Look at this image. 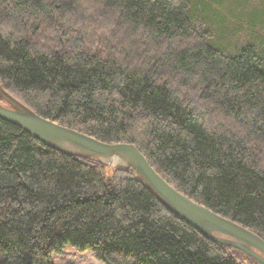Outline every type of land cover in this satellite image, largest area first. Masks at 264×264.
Listing matches in <instances>:
<instances>
[{
  "label": "trees",
  "instance_id": "16d2710c",
  "mask_svg": "<svg viewBox=\"0 0 264 264\" xmlns=\"http://www.w3.org/2000/svg\"><path fill=\"white\" fill-rule=\"evenodd\" d=\"M189 11V0H0V83L46 118L134 143L179 191L264 239L262 58L252 44L209 45ZM66 246L104 264H259L132 173L0 118V264H55Z\"/></svg>",
  "mask_w": 264,
  "mask_h": 264
},
{
  "label": "water",
  "instance_id": "95a60500",
  "mask_svg": "<svg viewBox=\"0 0 264 264\" xmlns=\"http://www.w3.org/2000/svg\"><path fill=\"white\" fill-rule=\"evenodd\" d=\"M0 118L13 123L51 149L130 172L168 210L214 242L238 249L264 264V239L249 228L195 201L163 178L131 142L108 143L46 118L0 83Z\"/></svg>",
  "mask_w": 264,
  "mask_h": 264
},
{
  "label": "rangeland",
  "instance_id": "374dc122",
  "mask_svg": "<svg viewBox=\"0 0 264 264\" xmlns=\"http://www.w3.org/2000/svg\"><path fill=\"white\" fill-rule=\"evenodd\" d=\"M189 1L192 22L209 45L230 54L238 53L246 45H255L264 65V0ZM102 164L114 168L108 163ZM53 261L55 264H104L90 251H77L70 246L54 255Z\"/></svg>",
  "mask_w": 264,
  "mask_h": 264
},
{
  "label": "bare ground",
  "instance_id": "6f19581e",
  "mask_svg": "<svg viewBox=\"0 0 264 264\" xmlns=\"http://www.w3.org/2000/svg\"><path fill=\"white\" fill-rule=\"evenodd\" d=\"M187 7V6H186ZM190 19V18H189ZM193 26V25H192ZM190 27V26H189ZM186 40V39H185ZM178 41V40H177ZM232 251V250H231Z\"/></svg>",
  "mask_w": 264,
  "mask_h": 264
}]
</instances>
